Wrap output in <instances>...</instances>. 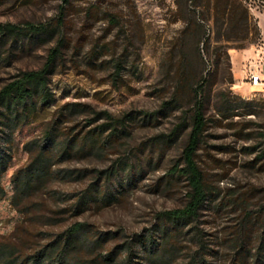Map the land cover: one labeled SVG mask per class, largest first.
Instances as JSON below:
<instances>
[{"label":"rangeland","instance_id":"obj_1","mask_svg":"<svg viewBox=\"0 0 264 264\" xmlns=\"http://www.w3.org/2000/svg\"><path fill=\"white\" fill-rule=\"evenodd\" d=\"M242 1L248 30L222 26L215 0H0V23L26 30L0 39V90L61 47L50 73L55 99L13 132L0 241L24 230V252H33L84 220L102 238V257L115 252L113 264H124L131 241L159 238L162 212L189 200L188 179L174 168L203 98L208 125L196 158L210 193L201 250L210 264H264V87L249 79L264 53V0ZM31 23L46 30L32 33ZM237 50L246 57L236 72ZM39 155L47 174L14 198ZM193 226L181 228L165 264L187 262Z\"/></svg>","mask_w":264,"mask_h":264},{"label":"trees","instance_id":"obj_2","mask_svg":"<svg viewBox=\"0 0 264 264\" xmlns=\"http://www.w3.org/2000/svg\"><path fill=\"white\" fill-rule=\"evenodd\" d=\"M215 9L217 18L223 20L222 26L227 22L232 26L244 25V29L248 30L251 15L248 6L242 0H215ZM254 27L256 35L259 36L260 27L256 24ZM28 30L39 34L45 31L46 27L31 23L28 25ZM9 34L19 37L26 34V30L18 24L0 23V39ZM60 49L59 46L53 49L48 63L43 68L20 72L0 90V203L6 195L2 175L12 158L13 132L22 118L36 113L39 104L46 107L55 99L50 87V73L52 72L51 65L59 55ZM246 103L250 105L251 101ZM191 119L192 128L184 151V164L181 165L179 162L174 168L188 179L189 200L183 207L162 212L164 221L158 227L159 238H156V233L152 231L150 238L142 235L137 237L135 242L133 241L134 244L131 241L127 249L128 255H124V264L167 263L176 248L177 236L181 228L188 224H194L193 232L196 240L185 264H210L208 254L201 250L204 243L201 235L202 228L198 223L210 193L204 171L196 158L201 138L208 125L203 98L196 99ZM47 135L54 136L53 130H48ZM49 165L47 156L36 157L21 177L14 198L32 194L36 183L47 174ZM89 198L99 200V197L92 192L88 195ZM25 236L23 230L16 233V239L0 241L1 264H102V261L105 264H113L117 259L115 252L102 257L100 251L102 238H92L91 224L84 220L73 222L46 245L36 248L33 252H24L26 248L22 242ZM19 244L22 245L19 246Z\"/></svg>","mask_w":264,"mask_h":264},{"label":"built area","instance_id":"obj_3","mask_svg":"<svg viewBox=\"0 0 264 264\" xmlns=\"http://www.w3.org/2000/svg\"><path fill=\"white\" fill-rule=\"evenodd\" d=\"M249 79L252 85L264 87V53L251 65Z\"/></svg>","mask_w":264,"mask_h":264},{"label":"crops","instance_id":"obj_4","mask_svg":"<svg viewBox=\"0 0 264 264\" xmlns=\"http://www.w3.org/2000/svg\"><path fill=\"white\" fill-rule=\"evenodd\" d=\"M264 47H262L263 49ZM261 49V50H262ZM233 55V63H234V69L237 72V69L240 68V65L242 63V59L246 57V54H244L243 50H237L235 54Z\"/></svg>","mask_w":264,"mask_h":264}]
</instances>
